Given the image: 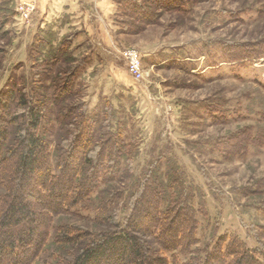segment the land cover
I'll return each mask as SVG.
<instances>
[{
    "label": "rangeland",
    "instance_id": "1",
    "mask_svg": "<svg viewBox=\"0 0 264 264\" xmlns=\"http://www.w3.org/2000/svg\"><path fill=\"white\" fill-rule=\"evenodd\" d=\"M111 1L116 39L108 36L103 50L93 48L81 29L67 27L65 18L43 22L34 15V3L0 0V93H40L48 84L42 68L49 50L42 55L33 43L42 39L57 48L69 36L53 71L78 68L73 90L83 112L101 120L97 134L109 125L119 131L126 155L123 181L99 186L91 201L108 190L129 189L160 159L163 175L170 163L197 188L194 254H166L169 264H187L209 242L213 246L232 235L264 264V0H181L174 10L158 12L151 24L130 16L136 1ZM25 3L34 6L29 20L20 17ZM124 49L138 52L141 83L128 72ZM244 136L249 142L240 151ZM129 190L117 203L121 223ZM94 214L76 206L55 219L53 228L94 230ZM56 248L50 244L39 263L50 262Z\"/></svg>",
    "mask_w": 264,
    "mask_h": 264
},
{
    "label": "trees",
    "instance_id": "2",
    "mask_svg": "<svg viewBox=\"0 0 264 264\" xmlns=\"http://www.w3.org/2000/svg\"><path fill=\"white\" fill-rule=\"evenodd\" d=\"M133 1L128 14L147 24L158 12L182 3ZM49 43L42 39L33 43L35 49L41 47L42 55L49 50L42 68L48 84L41 92L33 94L30 88V94L24 89L0 93V264H40L50 244L58 254L42 264H169L166 254L193 253L197 188L170 163L163 175L158 159L130 190H108L96 203L91 201L99 186L123 181L122 135L110 125L97 134L101 120L83 112L85 105L73 90L77 67L53 71L68 50L70 37L57 48ZM231 140L235 146L238 136ZM248 140L246 136L239 140L240 151H245L243 143ZM127 190L129 209L121 223L117 203ZM76 206L95 213L94 230L68 224L54 229V220ZM209 245L187 264H262L234 235Z\"/></svg>",
    "mask_w": 264,
    "mask_h": 264
},
{
    "label": "crops",
    "instance_id": "3",
    "mask_svg": "<svg viewBox=\"0 0 264 264\" xmlns=\"http://www.w3.org/2000/svg\"><path fill=\"white\" fill-rule=\"evenodd\" d=\"M34 3V15L47 20L65 18L66 26L75 30H82L88 37L91 46L100 49L108 47L106 38L111 41L116 35L110 23L114 14V3L111 0H22ZM49 20V21H50ZM83 33V34H84ZM105 50V49H103Z\"/></svg>",
    "mask_w": 264,
    "mask_h": 264
},
{
    "label": "built area",
    "instance_id": "4",
    "mask_svg": "<svg viewBox=\"0 0 264 264\" xmlns=\"http://www.w3.org/2000/svg\"><path fill=\"white\" fill-rule=\"evenodd\" d=\"M20 17L23 20H29L34 12V6L30 3H25L20 7ZM138 52L135 49H124V57H126V68L136 83H141V72L139 69ZM125 62V58H122Z\"/></svg>",
    "mask_w": 264,
    "mask_h": 264
}]
</instances>
